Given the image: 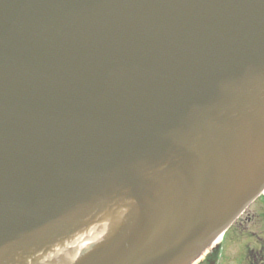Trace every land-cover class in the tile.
<instances>
[{
	"label": "water",
	"instance_id": "obj_1",
	"mask_svg": "<svg viewBox=\"0 0 264 264\" xmlns=\"http://www.w3.org/2000/svg\"><path fill=\"white\" fill-rule=\"evenodd\" d=\"M263 189L264 0H0V264H193Z\"/></svg>",
	"mask_w": 264,
	"mask_h": 264
},
{
	"label": "flooded vegetation",
	"instance_id": "obj_2",
	"mask_svg": "<svg viewBox=\"0 0 264 264\" xmlns=\"http://www.w3.org/2000/svg\"><path fill=\"white\" fill-rule=\"evenodd\" d=\"M195 264H264V191Z\"/></svg>",
	"mask_w": 264,
	"mask_h": 264
},
{
	"label": "bare ground",
	"instance_id": "obj_3",
	"mask_svg": "<svg viewBox=\"0 0 264 264\" xmlns=\"http://www.w3.org/2000/svg\"><path fill=\"white\" fill-rule=\"evenodd\" d=\"M232 224H233V223H232ZM232 224H231V225H232ZM231 225L229 226V228L231 227ZM218 241H219V240H218ZM208 251H209V249L204 253V255H205Z\"/></svg>",
	"mask_w": 264,
	"mask_h": 264
}]
</instances>
